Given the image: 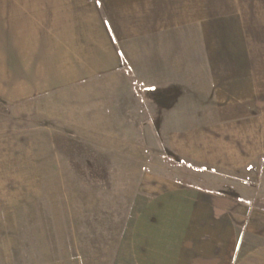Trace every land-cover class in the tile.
Returning <instances> with one entry per match:
<instances>
[{
  "label": "rangeland",
  "instance_id": "1",
  "mask_svg": "<svg viewBox=\"0 0 264 264\" xmlns=\"http://www.w3.org/2000/svg\"><path fill=\"white\" fill-rule=\"evenodd\" d=\"M23 2L0 11V264H176L264 211V0Z\"/></svg>",
  "mask_w": 264,
  "mask_h": 264
},
{
  "label": "crops",
  "instance_id": "2",
  "mask_svg": "<svg viewBox=\"0 0 264 264\" xmlns=\"http://www.w3.org/2000/svg\"><path fill=\"white\" fill-rule=\"evenodd\" d=\"M28 1L34 0H24L25 10L30 8ZM16 3L17 0H0V11L16 10ZM248 219L244 231L232 227L231 232L222 234L219 243L211 239L217 235L215 232L209 241L183 249L176 264H264V211L253 209ZM154 257L160 256L157 253Z\"/></svg>",
  "mask_w": 264,
  "mask_h": 264
},
{
  "label": "trees",
  "instance_id": "3",
  "mask_svg": "<svg viewBox=\"0 0 264 264\" xmlns=\"http://www.w3.org/2000/svg\"><path fill=\"white\" fill-rule=\"evenodd\" d=\"M199 189L206 191V192L214 193L213 190L206 189L205 187H199Z\"/></svg>",
  "mask_w": 264,
  "mask_h": 264
}]
</instances>
